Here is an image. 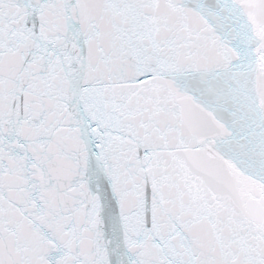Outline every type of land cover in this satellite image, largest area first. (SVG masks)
Returning a JSON list of instances; mask_svg holds the SVG:
<instances>
[{
    "label": "snow or ice",
    "instance_id": "obj_1",
    "mask_svg": "<svg viewBox=\"0 0 264 264\" xmlns=\"http://www.w3.org/2000/svg\"><path fill=\"white\" fill-rule=\"evenodd\" d=\"M0 264H264V0H0Z\"/></svg>",
    "mask_w": 264,
    "mask_h": 264
}]
</instances>
